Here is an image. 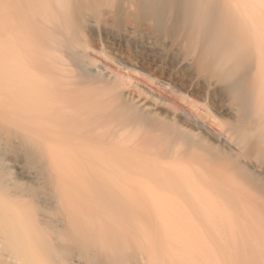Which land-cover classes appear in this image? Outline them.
<instances>
[{
	"label": "bare ground",
	"instance_id": "6f19581e",
	"mask_svg": "<svg viewBox=\"0 0 264 264\" xmlns=\"http://www.w3.org/2000/svg\"><path fill=\"white\" fill-rule=\"evenodd\" d=\"M160 1L148 3L178 9L205 45L200 65L233 79L245 124H257L264 0H250L252 9L236 1L226 7L221 0ZM100 2L0 0V264H264V227H241L235 219L237 207L249 211L244 201L225 202L231 196L222 188L212 190L205 176L178 162L164 164L177 188L171 174L161 186L145 172L130 144L143 127L161 131L169 153L195 148L206 162L235 171L246 186H257L264 205L263 178L254 167L238 166V154L217 151L179 117L160 120L123 93L126 84L82 64L79 54L91 47L84 11ZM13 145L35 165L29 185L11 178L3 162ZM199 219L221 241L237 235L240 241L219 253Z\"/></svg>",
	"mask_w": 264,
	"mask_h": 264
},
{
	"label": "rangeland",
	"instance_id": "374dc122",
	"mask_svg": "<svg viewBox=\"0 0 264 264\" xmlns=\"http://www.w3.org/2000/svg\"><path fill=\"white\" fill-rule=\"evenodd\" d=\"M138 1L101 0L95 7L84 11L83 31L90 38L91 47L86 52H80L82 64L104 80L126 84L123 93L143 104L160 120L179 117L181 124L192 125L188 128L195 134L203 135L217 151L227 157L231 152L238 154L240 157L236 164L246 165L249 170L256 168L258 171L254 175L258 174L264 180V86L260 87L254 99L257 124L246 125L240 97L232 90L233 79L223 78L215 69L200 65V61L206 58L205 45L193 35L194 27L192 29V25L179 17L178 9L173 5H157L155 9L148 2L161 4L160 0L143 1V4ZM234 1L238 4L246 2L252 9L250 0H221V4L226 7ZM257 14L258 11L254 15ZM193 101L198 105L195 106ZM186 118L198 122L204 131L198 125L187 123ZM219 122L222 127L217 125ZM147 131L143 127L138 136L134 134L130 144L135 155L142 154L147 164L145 172L152 174L156 184L165 185L166 175L172 173L167 164L178 162L187 165L205 176L206 184L212 190L220 187L225 191L223 193L231 196L225 202L237 204L236 197L245 202L249 211L238 210V207L235 210V219L241 227H264V205L257 200L262 195L256 185L249 188L238 173L222 163L206 162L195 148L183 151L176 147L169 153L163 143L162 132ZM238 137H243L244 142ZM15 146L6 149L3 162L10 169L11 178L29 185L36 174L35 165L25 151ZM20 166H26L25 170ZM171 177V185L177 188L180 185L178 179L173 174ZM198 221L208 231L209 239L217 244V249L221 248L219 253L224 250V245L240 241L238 235L237 240L229 238L226 242L221 241L209 224L201 219Z\"/></svg>",
	"mask_w": 264,
	"mask_h": 264
}]
</instances>
